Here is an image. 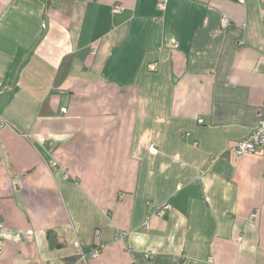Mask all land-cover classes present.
Returning a JSON list of instances; mask_svg holds the SVG:
<instances>
[{"label":"crops","instance_id":"1","mask_svg":"<svg viewBox=\"0 0 264 264\" xmlns=\"http://www.w3.org/2000/svg\"><path fill=\"white\" fill-rule=\"evenodd\" d=\"M263 120L264 0H0V264H264Z\"/></svg>","mask_w":264,"mask_h":264},{"label":"built area","instance_id":"2","mask_svg":"<svg viewBox=\"0 0 264 264\" xmlns=\"http://www.w3.org/2000/svg\"><path fill=\"white\" fill-rule=\"evenodd\" d=\"M240 2H243V0H238ZM165 3V0H160V6L163 7ZM122 9L121 6L116 5L113 8L114 12H119ZM229 20L227 18L223 19V25L225 27L229 26ZM64 112H66V108H62ZM150 150L153 154L157 153L156 147L151 144ZM236 153L239 157L248 155V154H256L261 156L264 159V120L259 123V125L254 129V131L247 137H245L242 140H239L236 142ZM51 164L53 166L57 165L56 161H52ZM171 206L169 204H164L161 208L158 209L159 215H164L167 210H169ZM256 214H252V217L254 218ZM126 233H122L120 237L124 238ZM91 255L93 257H97L99 255V249L95 248L89 253H84L83 257L86 258L87 256Z\"/></svg>","mask_w":264,"mask_h":264},{"label":"trees","instance_id":"3","mask_svg":"<svg viewBox=\"0 0 264 264\" xmlns=\"http://www.w3.org/2000/svg\"><path fill=\"white\" fill-rule=\"evenodd\" d=\"M48 239H49L50 244H51L52 247H54V246H57V247H58V246H62V245H63V243L59 241L58 235L56 234L55 231L50 230V231L48 232ZM95 248H96V247H95ZM95 248L90 249V250L87 251L86 253L91 252V251L94 250Z\"/></svg>","mask_w":264,"mask_h":264}]
</instances>
